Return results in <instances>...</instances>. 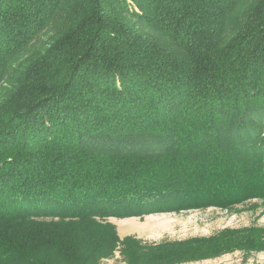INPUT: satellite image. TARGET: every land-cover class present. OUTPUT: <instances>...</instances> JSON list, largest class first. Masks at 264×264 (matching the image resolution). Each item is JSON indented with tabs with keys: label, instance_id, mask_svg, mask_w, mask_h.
<instances>
[{
	"label": "trees",
	"instance_id": "1",
	"mask_svg": "<svg viewBox=\"0 0 264 264\" xmlns=\"http://www.w3.org/2000/svg\"><path fill=\"white\" fill-rule=\"evenodd\" d=\"M255 198L264 0H0V264L264 250V227L147 244L108 221Z\"/></svg>",
	"mask_w": 264,
	"mask_h": 264
},
{
	"label": "rangeland",
	"instance_id": "2",
	"mask_svg": "<svg viewBox=\"0 0 264 264\" xmlns=\"http://www.w3.org/2000/svg\"><path fill=\"white\" fill-rule=\"evenodd\" d=\"M46 38V37H44ZM121 239L131 236L147 244L210 237L225 229L264 227V201L247 200L232 207L208 206L144 216L109 217ZM101 264H128L120 250ZM179 264H264V250L234 249L218 256Z\"/></svg>",
	"mask_w": 264,
	"mask_h": 264
}]
</instances>
